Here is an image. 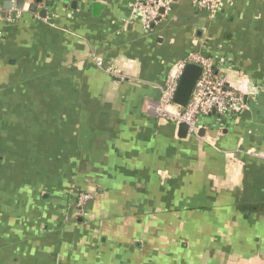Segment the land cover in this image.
<instances>
[{"label": "crops", "instance_id": "obj_1", "mask_svg": "<svg viewBox=\"0 0 264 264\" xmlns=\"http://www.w3.org/2000/svg\"><path fill=\"white\" fill-rule=\"evenodd\" d=\"M7 1L0 264H264V0H170L148 31L139 0ZM192 54L248 109L182 139L157 110Z\"/></svg>", "mask_w": 264, "mask_h": 264}, {"label": "built area", "instance_id": "obj_2", "mask_svg": "<svg viewBox=\"0 0 264 264\" xmlns=\"http://www.w3.org/2000/svg\"><path fill=\"white\" fill-rule=\"evenodd\" d=\"M194 5L208 11L213 16L232 7L233 0H192ZM170 0H139L135 9L143 12V28L148 31L158 24L171 10ZM2 5L0 4V9ZM196 63L202 66V75L196 85L193 96L186 108L180 109L173 103L180 77L188 63ZM101 65V62H100ZM174 107L177 108L174 111ZM248 109V105L240 93L234 91L228 84V80L218 76L214 61L200 54H192L186 61L176 65L170 73L163 90L162 101L158 108V114L178 125L185 123L189 126V133L196 134L201 128L200 119L204 117H217L218 120L230 116L234 112ZM90 194H81L78 200L79 211H84L86 203L91 200Z\"/></svg>", "mask_w": 264, "mask_h": 264}, {"label": "water", "instance_id": "obj_3", "mask_svg": "<svg viewBox=\"0 0 264 264\" xmlns=\"http://www.w3.org/2000/svg\"><path fill=\"white\" fill-rule=\"evenodd\" d=\"M24 3V0H15V3L13 1H7L5 6L7 9H11L14 5H16L17 8H22V4ZM102 8V5L95 4L94 5V11L95 13L99 12ZM202 66L196 63H188L180 77L177 90L173 99L174 105H176L180 109H184L189 104L193 93L195 91L196 85L202 75ZM205 130L202 129L199 133L200 136L205 135ZM189 134V126L185 123L179 124V137L182 139L187 138Z\"/></svg>", "mask_w": 264, "mask_h": 264}]
</instances>
